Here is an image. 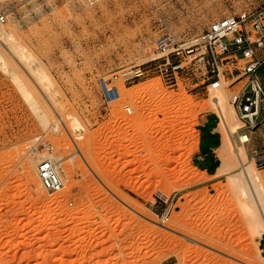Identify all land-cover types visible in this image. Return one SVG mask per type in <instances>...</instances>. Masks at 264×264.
Returning <instances> with one entry per match:
<instances>
[{
    "label": "rangeland",
    "instance_id": "rangeland-1",
    "mask_svg": "<svg viewBox=\"0 0 264 264\" xmlns=\"http://www.w3.org/2000/svg\"><path fill=\"white\" fill-rule=\"evenodd\" d=\"M0 10L11 35L0 42V264H264L257 209L231 183L239 167L212 186L195 167L200 118L217 114L205 70L174 76L155 45L163 33L189 43L216 20L264 12V0H0ZM146 63L160 67L103 103L98 79ZM256 77L264 90V63ZM260 119L244 147L264 206V167L251 160L264 157V103ZM37 138L62 163L57 194L36 177Z\"/></svg>",
    "mask_w": 264,
    "mask_h": 264
},
{
    "label": "built area",
    "instance_id": "built-area-1",
    "mask_svg": "<svg viewBox=\"0 0 264 264\" xmlns=\"http://www.w3.org/2000/svg\"><path fill=\"white\" fill-rule=\"evenodd\" d=\"M93 4L94 0H84ZM7 24L6 15L0 10V25ZM156 51L165 60L174 76L196 64L203 66L202 85L217 90L222 86L230 92L229 103L240 122L237 139L242 146L250 143L251 135L261 123L260 112L264 103V90L256 77L264 59L259 52L264 49V12H242L237 16L216 20L189 43L179 44L170 33H163L156 41ZM174 60L171 62V59ZM190 58V60H186ZM156 59L151 60V62ZM187 61V62H186ZM185 62V65H183ZM150 63V62H149ZM145 65L122 68L111 78L97 80V88L104 104L108 105L120 98L117 84L131 85L146 78L151 70L160 65ZM127 115L133 110L123 107ZM44 153L35 166L36 177L48 194L61 192L66 182L62 163L54 152V147L35 139V150ZM257 167H264V157H251ZM171 208L158 217L161 225L168 221ZM178 264V263H172Z\"/></svg>",
    "mask_w": 264,
    "mask_h": 264
},
{
    "label": "bare ground",
    "instance_id": "bare-ground-1",
    "mask_svg": "<svg viewBox=\"0 0 264 264\" xmlns=\"http://www.w3.org/2000/svg\"><path fill=\"white\" fill-rule=\"evenodd\" d=\"M9 35L0 33V42H2V41L6 42L7 41L6 39L10 38ZM225 97H226V92H225L224 86H222L221 88H219L217 90H213L212 95H210V98L212 101L211 104H213L214 109L217 111V115L219 116V117L217 116L218 119L220 118L219 120H220L221 131H222V134L224 136L223 137V139H224L223 150L225 151V153L227 155L226 158L223 159L222 166L219 169L216 177H220V176L229 174V172L232 169H234L236 167V165L239 167L240 176L239 177L238 176L232 177L234 183H233V181L231 183L234 186H235V184H237L236 182L239 183L238 188L241 189L242 195L248 196L251 203L255 206L254 208L257 209V213H255V215H256V217L258 215V218L255 219L254 215H252V218H254V219L250 218V220L251 219L255 220V221L251 220L252 223L253 222L255 223V226H256V222L258 221L257 223L264 230L263 201L261 200L262 198H260V194L258 192L256 183H255L254 172L252 169H250L249 167H246V165H245L246 158H247L245 147L242 146L237 139V133H238L237 131L239 129L238 128V119L236 118V114H235L233 108L231 106L228 107L227 105H225V103H224ZM140 133H142V132H140ZM32 168L34 169V167H31V169ZM31 172H32V170L31 171L29 170V174H31ZM232 185H231V187H232ZM64 188H65V185H64ZM64 188H63V190H64ZM247 207H249V206L248 205L244 206V208H246V209H247ZM248 209L250 211L251 208L249 207ZM256 209L254 212H256ZM255 226L253 225L252 227L254 228ZM165 229L172 231V229H169V228H165ZM257 229H258V225H257ZM254 230H253V232H254Z\"/></svg>",
    "mask_w": 264,
    "mask_h": 264
},
{
    "label": "crops",
    "instance_id": "crops-1",
    "mask_svg": "<svg viewBox=\"0 0 264 264\" xmlns=\"http://www.w3.org/2000/svg\"><path fill=\"white\" fill-rule=\"evenodd\" d=\"M259 56L264 58V49L259 52ZM217 116V114L215 116H202L197 129L198 149L193 159L198 172L208 179L207 186L221 182L222 177H224V175L216 177L223 159L227 156L223 150L224 139L220 127V118L218 119L219 116Z\"/></svg>",
    "mask_w": 264,
    "mask_h": 264
}]
</instances>
